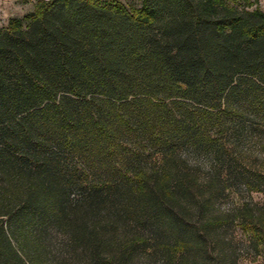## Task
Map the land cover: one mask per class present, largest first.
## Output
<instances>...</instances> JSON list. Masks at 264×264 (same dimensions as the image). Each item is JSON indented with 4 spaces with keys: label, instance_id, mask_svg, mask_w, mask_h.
<instances>
[{
    "label": "trees",
    "instance_id": "trees-1",
    "mask_svg": "<svg viewBox=\"0 0 264 264\" xmlns=\"http://www.w3.org/2000/svg\"><path fill=\"white\" fill-rule=\"evenodd\" d=\"M256 2L37 0L0 28V264L59 236L83 264H221L230 222L264 252V174L243 182L261 201L214 214L226 144L264 135ZM188 151L223 165L205 189Z\"/></svg>",
    "mask_w": 264,
    "mask_h": 264
},
{
    "label": "rangeland",
    "instance_id": "rangeland-1",
    "mask_svg": "<svg viewBox=\"0 0 264 264\" xmlns=\"http://www.w3.org/2000/svg\"><path fill=\"white\" fill-rule=\"evenodd\" d=\"M37 0H0V28L6 26L10 18H22L26 13L33 10ZM107 3L110 0H98ZM125 5L139 6L141 0H119ZM254 1V0H252ZM257 5L264 9V0H257ZM227 143V142H226ZM231 159L226 155L225 160L233 167V173L223 181L224 176H220L223 165L212 158V156L201 155L197 151L183 152L182 157L186 160L185 170L191 173L197 180V184L205 189V185L211 178L221 181L223 190L217 193L214 203V214L231 217L235 209L242 203L250 205L262 200L260 192H250L243 184L246 180L244 174H264V135L258 136L245 134L239 139H233L226 144ZM222 170V171H221ZM223 175V174H222ZM199 225V223H197ZM210 248L216 261L221 259L224 264H264V252L260 248H255L249 243L247 235L236 224L231 222L223 224L211 234ZM64 239L61 236L50 241L47 247L37 257L39 263H44L45 256L58 257L55 264H83L82 261L70 256L64 248ZM222 248L223 255L217 256L216 252ZM53 261V260H52ZM140 264V263H139ZM148 264H158L156 259L148 261Z\"/></svg>",
    "mask_w": 264,
    "mask_h": 264
}]
</instances>
